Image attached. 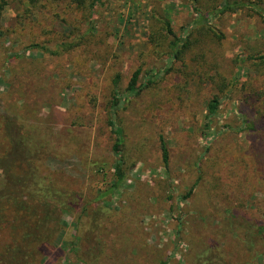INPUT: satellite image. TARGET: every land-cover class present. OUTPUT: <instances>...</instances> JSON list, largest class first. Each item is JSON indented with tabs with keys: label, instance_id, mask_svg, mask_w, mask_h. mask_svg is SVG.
I'll use <instances>...</instances> for the list:
<instances>
[{
	"label": "rangeland",
	"instance_id": "rangeland-1",
	"mask_svg": "<svg viewBox=\"0 0 264 264\" xmlns=\"http://www.w3.org/2000/svg\"><path fill=\"white\" fill-rule=\"evenodd\" d=\"M44 2L40 42L64 36L62 44L71 47L60 56L55 40L42 54L28 49L31 42L11 44L7 36L29 6L0 0V123L12 117L33 130L39 176L92 205L82 215H61L60 229L46 242H31L35 256L23 264H85L88 240L98 249L90 264H192L208 245L223 248L232 264H264V242L251 252L241 244L245 233L228 224L233 214L264 225V66L240 63L264 53V0H230L234 11L224 15L216 13L226 0H108V7L85 15L76 11L78 23L68 24L55 17L52 0ZM202 18L216 30L204 35L205 58L193 63L194 48L174 64L186 69L167 73L175 38L163 22L185 40L202 27ZM138 69L140 95L117 103L116 123L126 135V179L111 191L117 157L108 122L112 104ZM153 75L157 83L148 88ZM215 76L233 86L230 94L222 96ZM215 95L221 106L207 129ZM160 135L171 155L168 171ZM100 208L112 210L111 222L102 226L91 217ZM14 215L19 227L25 216Z\"/></svg>",
	"mask_w": 264,
	"mask_h": 264
},
{
	"label": "trees",
	"instance_id": "trees-1",
	"mask_svg": "<svg viewBox=\"0 0 264 264\" xmlns=\"http://www.w3.org/2000/svg\"><path fill=\"white\" fill-rule=\"evenodd\" d=\"M19 1L27 4L29 7L22 9L23 13L18 14L16 17V25L13 28V32L7 36L11 44H22V41L31 42L32 44L28 49L42 54L47 52L46 47L55 40L54 44L59 43L57 45L58 56L62 54L63 47L65 51H68L71 46H67L65 43L62 44L64 36H60L59 33H55L54 35L51 33L50 35H53L52 40L48 42L43 40L44 42H40V39L45 38L43 32L45 26L42 24V21L47 13V2H44V0ZM191 1L198 3V0ZM229 4L230 0H226V4L216 15H224L233 12V7ZM248 5L257 7V5L253 3H249ZM238 6H240V4H238L237 7ZM52 7L56 13L55 17H58V19L60 18L59 20L68 24V21L73 23L76 22V11H80L82 15H85L98 7H108V0H52ZM61 10L62 15H64L63 17H61L60 14ZM157 19L161 21L159 17ZM200 21L203 22V24L199 22L202 27L199 29L195 28L193 33L189 35L190 39L185 40L176 38L170 23L168 21L163 22L168 35L175 38L169 45L170 68L167 69V73L175 71L176 68L174 69V64L176 66V63L183 62L185 56L191 53L194 48H196L198 52L192 58L193 63L199 64L202 62L201 59L205 58L202 47L203 40L205 39L204 35L211 36V33L215 35L216 30L211 26L209 19L202 18ZM75 30H77V28H75ZM92 30L93 27H90V30L85 32V36L81 39L89 35ZM1 36H3L2 33H0V37ZM246 59L251 60L254 67L259 63H262L264 66L263 52H260L259 55L257 53L251 54L247 58L242 59L240 63L244 62ZM211 65L218 67L215 61H213ZM184 68L186 69L187 67L182 65L176 70L181 71ZM201 75L204 76L203 74ZM140 76L141 70L138 69L132 75L126 93L121 96L118 95L116 102L112 104V118L108 123L109 127L112 129L113 135L116 137L113 148L117 157V163L114 172V184L110 188L111 191L119 189L122 182L126 179V135L124 130L116 123L118 117L117 111H119L117 110V103L118 105L122 104V106L126 105L131 99L140 95L142 89L138 87ZM215 78L219 79L218 84L220 83L219 89L222 96L232 92L233 86L229 89L225 78L220 79L218 76H215ZM154 79L156 78L153 75L148 88L157 83ZM209 80L214 82V78H209ZM220 106L221 98L215 95L207 107V129H209L212 119L218 114ZM224 129H230V127L225 126ZM244 131L245 130H240V133ZM159 145L163 166L168 171L171 167V155L163 135L159 136ZM39 150L40 147L34 138L33 130L27 126L21 125L16 118L5 117L2 119L0 123V167L3 170L5 184L3 187L0 186V254L2 255L0 256V264H4L3 257L6 255V264L30 263V259H33L35 256V251H31L29 247L31 242L33 245L34 243L50 240L54 230L60 227L59 218L61 215L71 214L78 210L81 211L82 215L88 211V208L92 205L86 198H83L84 201H82L81 196L57 189L44 177L39 176L33 165ZM201 180L202 176L199 175L196 185H198ZM192 192L193 189L184 199H189ZM106 195H108V192L102 193L101 197H106ZM16 213H21L25 216V221L19 227L13 226V216H15L14 214ZM111 213L112 210L108 208H100L98 211H94L91 217L96 224L102 226V222L104 221H107V223L111 222ZM255 223V221L239 218L233 214L230 216L228 215L229 227L234 231L236 230L237 233L238 231H243L245 233V238H241V244L251 252H253L257 242L259 244L260 242H264V225ZM12 228L15 230H12ZM85 245L86 246L83 248L85 264L97 261L98 249H96L97 247L95 244L88 240ZM24 255L27 256L24 257ZM230 259L231 256L229 253L224 251L220 246L208 245L204 246L203 249L196 253L192 264H232Z\"/></svg>",
	"mask_w": 264,
	"mask_h": 264
}]
</instances>
